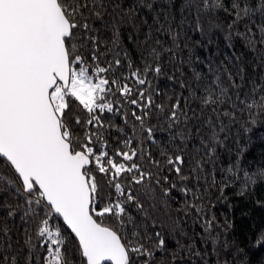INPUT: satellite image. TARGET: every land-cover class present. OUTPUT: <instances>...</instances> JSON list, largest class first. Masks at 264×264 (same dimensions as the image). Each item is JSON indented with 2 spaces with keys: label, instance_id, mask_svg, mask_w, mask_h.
<instances>
[{
  "label": "snow or ice",
  "instance_id": "obj_1",
  "mask_svg": "<svg viewBox=\"0 0 264 264\" xmlns=\"http://www.w3.org/2000/svg\"><path fill=\"white\" fill-rule=\"evenodd\" d=\"M173 7V0H0V264H74L69 246L79 264H252L249 257L264 251V228L244 241L228 237L232 224L219 222L210 194L217 188L216 201L227 203L230 187L240 196L264 187V166H243L240 141L264 116V77L242 92L237 55L228 86L220 75L201 83L194 71L192 82L180 80L187 96L156 103L153 78L165 58H177L182 32L183 47L190 39L173 25ZM221 13L226 39L243 41L264 66V0H182L180 7L181 23L194 16L190 27L201 35L202 17ZM125 25L147 28L142 41L128 36L143 68L119 47ZM109 29L111 48L102 39ZM237 124L233 150L227 141ZM221 149L228 163L218 169ZM255 206L264 209V200ZM18 214L29 227L14 246ZM192 217L201 231L189 235Z\"/></svg>",
  "mask_w": 264,
  "mask_h": 264
},
{
  "label": "trees",
  "instance_id": "obj_2",
  "mask_svg": "<svg viewBox=\"0 0 264 264\" xmlns=\"http://www.w3.org/2000/svg\"><path fill=\"white\" fill-rule=\"evenodd\" d=\"M128 3L131 4L132 0H128ZM175 7L169 9V13L174 17L172 21L174 26H178L179 29L186 31L187 36L190 39L187 40L188 47H183L185 44V39L182 36L180 39L181 48L175 50L177 52V58L175 61H170L168 58L164 59L162 64V74L159 77L153 78L152 83V93L153 99L156 103L160 104H169L171 98H175L181 92L184 96L188 95L186 89H181L179 87L180 80L186 82H192L193 72L201 73L204 79L201 83H208L210 80L215 78V75H220L221 80L225 86H228L227 80V71H232L235 74L236 69L233 66L235 57L240 56V64L245 68V87L241 91H247L250 87L249 81L256 80L260 81L264 77V66H261L259 63V57L252 52H249L248 49L244 46V42L233 36L231 41L226 39V23L227 20L223 17L221 13L220 19L214 20L210 17H202V23L204 25V34L201 35L198 32H194L190 25L194 24V16H188L186 23H181L182 17L180 14V7L182 0H173ZM146 10H141L140 15L144 16ZM149 17V23H152L151 15L147 14ZM224 25L217 27L216 25ZM133 36L139 35L140 40H143V33L147 32V28H141L139 32L132 30L129 25H125L121 29L120 40L118 41L120 49L128 50L131 55L132 62L134 65L143 68L141 59L139 56V49L135 44H130L128 40L129 33ZM159 36L160 40L166 42L168 46H171V39L166 35H161L159 33L154 34ZM111 31L107 30L103 35L102 39L107 42L109 48L113 47L111 40ZM199 42V43H197ZM134 53V54H133ZM189 53H191V63H188ZM184 61V63H181ZM181 69L180 72H177L176 69ZM209 68L213 69L212 72L209 71ZM183 73V74H182ZM175 75L176 79L170 81L169 76ZM159 89L160 95H155L156 89ZM193 107H198V102L192 103ZM208 115V113H205ZM113 122L117 124H122V121L118 117L113 118ZM240 127L239 124L235 125L231 130V136L227 143L229 147L233 150L236 145L234 139L237 136V129ZM157 137L161 140H164L167 137V133H161L157 131ZM111 139V137H109ZM241 144L246 148V151L243 153L242 164L245 168L255 170L260 166H264V116L258 117L255 126H252L251 131L240 136ZM199 138H193L189 142V149L192 148V145L198 144ZM152 151L157 153L159 151L156 145L152 146ZM221 163L217 164V168L226 166L228 163V154L221 149ZM208 171L211 172V165H208ZM187 171V169H186ZM222 173L220 171L216 172L217 180L220 179ZM211 177L209 176V180ZM203 183V181H202ZM238 189L236 187H230L226 189L227 203H220L216 201V197L219 196L217 188L210 189V194L213 199V202L217 204L216 208L213 210L216 213L217 219L221 224L227 225L225 222V217L232 224V228L229 229L228 237L231 239L235 237L238 241H244L247 237L251 236L255 229L264 228V209L257 208L255 206V200L262 199L264 200V187L257 185L254 191H250L245 196L237 195ZM229 204L231 207H229ZM176 213L173 212L175 217ZM100 219V218H98ZM195 217H192L187 222L186 230L189 235H194L197 232L201 231L200 225L195 223ZM103 222L108 224L112 223L111 219L104 218ZM15 226L10 232L12 243L14 246H17V241L20 243L23 242L25 227L19 220V214L14 222ZM199 241V237H197ZM201 247H209L201 245ZM70 251L66 254L68 260H72L74 264H79V257L74 255L71 251V246H69ZM43 254V250H41ZM259 257H264V251L258 252L256 255L250 256L249 260L252 264H255ZM214 262L215 258H211Z\"/></svg>",
  "mask_w": 264,
  "mask_h": 264
},
{
  "label": "water",
  "instance_id": "obj_3",
  "mask_svg": "<svg viewBox=\"0 0 264 264\" xmlns=\"http://www.w3.org/2000/svg\"><path fill=\"white\" fill-rule=\"evenodd\" d=\"M62 223V222H61Z\"/></svg>",
  "mask_w": 264,
  "mask_h": 264
}]
</instances>
